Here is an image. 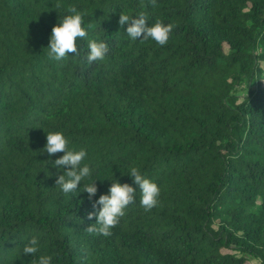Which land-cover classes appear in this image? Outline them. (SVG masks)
Returning <instances> with one entry per match:
<instances>
[{"label":"trees","instance_id":"1","mask_svg":"<svg viewBox=\"0 0 264 264\" xmlns=\"http://www.w3.org/2000/svg\"><path fill=\"white\" fill-rule=\"evenodd\" d=\"M68 5L87 13V40L109 45L104 60L87 63L83 38L79 56L49 58ZM121 13L173 24L168 43L131 40ZM50 131L87 152L92 173L75 193L56 185L67 169L54 166L64 153L43 152ZM130 167L160 188L150 212ZM116 180L135 202L111 236L89 234L93 201ZM34 237L38 252L24 254ZM41 255L264 264V0H0V264Z\"/></svg>","mask_w":264,"mask_h":264},{"label":"clouds","instance_id":"2","mask_svg":"<svg viewBox=\"0 0 264 264\" xmlns=\"http://www.w3.org/2000/svg\"><path fill=\"white\" fill-rule=\"evenodd\" d=\"M153 6L156 0H152ZM61 4L57 3L54 8L60 9ZM86 12L78 10L74 5H68L66 14L62 15L59 23L52 28L50 44L47 47L50 59L60 61L68 57L69 53H75L79 56L77 38L87 40L88 31L83 26ZM119 24L123 27L128 23L127 36L131 40H152L160 46H165L173 31L174 25L165 24L157 20L151 26L147 23V18L143 13L136 17L121 13ZM92 25L89 24L88 28ZM87 46L90 49L85 57L88 64L102 61L108 55L109 45L103 41L95 39L87 40ZM47 143L43 152L52 156L57 153H64L60 158L54 161V166L59 169H67L64 174L59 175L56 179V185L65 193L77 192L78 186L85 178L91 176L92 169L86 163H83L87 156L86 150L81 148H69V141L61 131L47 132ZM51 163H53L51 161ZM139 188L140 205L146 211L150 212L159 204L160 188L157 183L146 178L141 174L137 167H130L128 173ZM96 181V180H95ZM95 181L83 184L81 192H86L89 199L92 200L97 194L98 188ZM80 189V190H81ZM137 189L128 183H121L119 180L112 181L108 194L100 195L98 200L93 201L94 211L88 214V219H96V222L89 225L85 231L89 234L103 235L105 237L112 235V229L120 223V219L125 215V209L135 202ZM39 250V240L32 238L23 249L24 254H35ZM52 257L41 255L34 264H52Z\"/></svg>","mask_w":264,"mask_h":264},{"label":"rangeland","instance_id":"3","mask_svg":"<svg viewBox=\"0 0 264 264\" xmlns=\"http://www.w3.org/2000/svg\"><path fill=\"white\" fill-rule=\"evenodd\" d=\"M251 263L258 264V261L256 259H252Z\"/></svg>","mask_w":264,"mask_h":264}]
</instances>
